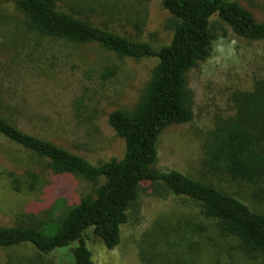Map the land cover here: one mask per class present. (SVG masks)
Wrapping results in <instances>:
<instances>
[{"label": "rangeland", "instance_id": "1", "mask_svg": "<svg viewBox=\"0 0 264 264\" xmlns=\"http://www.w3.org/2000/svg\"><path fill=\"white\" fill-rule=\"evenodd\" d=\"M237 1L258 21L264 19V0ZM57 6L154 48L171 41L172 33L164 28L170 14L160 0H57ZM21 20L11 0H0V114L19 129L93 164L119 158L123 144L107 115L134 106L156 60L119 59L95 44L75 46L39 37L25 32ZM211 22L226 26L216 15ZM261 61L258 42L232 34L218 38L209 58L186 74L193 117L161 132L156 166L212 184L264 212V180L249 184L231 179L210 166L204 155L213 122L233 111L231 94L263 76ZM108 70L113 73L103 76ZM43 163L0 137V227L26 224L32 214L54 218L93 190L81 178L43 171ZM32 172L39 180L30 191L24 181ZM14 177L24 182L19 190L11 184ZM120 228V243L111 250L91 229L86 231L94 264H264L244 257L237 241L222 233L215 219L204 216L199 203L184 196L141 195ZM39 260L68 264L41 254L30 243L0 247V264Z\"/></svg>", "mask_w": 264, "mask_h": 264}, {"label": "trees", "instance_id": "2", "mask_svg": "<svg viewBox=\"0 0 264 264\" xmlns=\"http://www.w3.org/2000/svg\"><path fill=\"white\" fill-rule=\"evenodd\" d=\"M11 2L27 33L75 46L95 44L119 59L148 57L156 63L134 106L107 115L108 125L123 144L119 158L93 164L19 129L0 114V137L44 159L43 171L73 175L94 186L54 218L42 220L32 214L26 224L0 227V247L30 243L58 261L94 264L85 242L88 229L111 250L119 245L120 226L128 221V211L141 195L159 199L174 195L199 203L203 215L215 219L219 230L237 241L244 257L264 260V212L212 184L156 166L161 132L193 117L187 72L208 59L216 40L228 34L258 42L264 68V19L258 21L237 0H160L170 14L164 28L172 36L169 44L154 48L60 9L57 0ZM214 15L226 26L212 23ZM112 73L108 70L103 76ZM231 103L233 111L214 121L208 132L205 159L231 179L256 184L264 180V74L246 90L233 92ZM38 180V173L32 172L24 182L32 191ZM24 182L19 177L11 180L15 190Z\"/></svg>", "mask_w": 264, "mask_h": 264}]
</instances>
